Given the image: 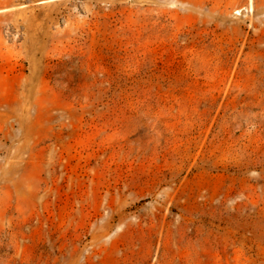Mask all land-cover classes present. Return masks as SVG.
Returning <instances> with one entry per match:
<instances>
[{
  "label": "rangeland",
  "instance_id": "374dc122",
  "mask_svg": "<svg viewBox=\"0 0 264 264\" xmlns=\"http://www.w3.org/2000/svg\"><path fill=\"white\" fill-rule=\"evenodd\" d=\"M0 264H264V0H0Z\"/></svg>",
  "mask_w": 264,
  "mask_h": 264
}]
</instances>
